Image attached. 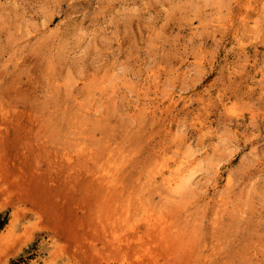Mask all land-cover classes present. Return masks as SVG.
<instances>
[{
    "label": "rangeland",
    "instance_id": "rangeland-1",
    "mask_svg": "<svg viewBox=\"0 0 264 264\" xmlns=\"http://www.w3.org/2000/svg\"><path fill=\"white\" fill-rule=\"evenodd\" d=\"M0 264H264V0H0Z\"/></svg>",
    "mask_w": 264,
    "mask_h": 264
},
{
    "label": "bare ground",
    "instance_id": "bare-ground-1",
    "mask_svg": "<svg viewBox=\"0 0 264 264\" xmlns=\"http://www.w3.org/2000/svg\"><path fill=\"white\" fill-rule=\"evenodd\" d=\"M190 155H192V154H190ZM116 160V159H115ZM114 161V160H113ZM181 161V160H180ZM117 163V162H116ZM162 163V162H161ZM160 163V164H161ZM180 164V163H179ZM115 165V164H114ZM163 165V164H162ZM169 166V165H168ZM179 166V165H178ZM163 167V166H162ZM112 168V167H111ZM159 169V168H158ZM167 169V168H166ZM111 170V169H110ZM182 170V169H181ZM177 171V170H176ZM186 172V171H185ZM188 173V172H187ZM157 174H159L160 175V177H161V180L167 185V187H168V189H170V190H172V189H175L176 188V190H178V188L180 187V185L182 186V184H183V182L185 183L186 182V180L188 179V178H186V177H182L181 179H178L177 178V176L176 177H174L173 175H174V173L172 174V171L170 170V169H167V171H163V170H161L160 172L159 171H157ZM179 174V173H178ZM190 175V174H189ZM179 176V175H178ZM187 176V175H186ZM109 177V176H108ZM181 177V176H180ZM114 178V177H113ZM109 183H111L112 184V182H109ZM188 183V182H187ZM186 183V184H187ZM115 184V183H114ZM181 188V187H180ZM179 188V189H180ZM182 189V188H181ZM173 193V192H172ZM175 193V192H174ZM179 193V192H178ZM172 195V194H171ZM174 195H176V193L174 194ZM173 195V196H174ZM116 236V235H115ZM118 238V237H117ZM120 238V237H119ZM118 238V239H119ZM113 240H115V239H113ZM112 240V241H113ZM119 240H122V238L121 239H119ZM119 240H117V241H119Z\"/></svg>",
    "mask_w": 264,
    "mask_h": 264
}]
</instances>
